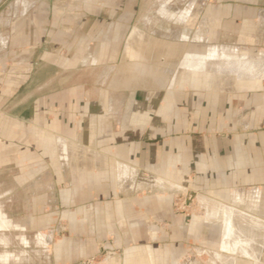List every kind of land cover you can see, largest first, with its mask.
I'll list each match as a JSON object with an SVG mask.
<instances>
[{"label": "crops", "instance_id": "crops-1", "mask_svg": "<svg viewBox=\"0 0 264 264\" xmlns=\"http://www.w3.org/2000/svg\"><path fill=\"white\" fill-rule=\"evenodd\" d=\"M224 11L227 21L224 31L236 40L218 42L217 25L211 22L208 39L199 30L193 38L183 32L188 35L185 42L194 40L197 35L200 41L202 36L209 50L202 58L194 49L192 53L186 52L188 56L184 58L188 59L181 61L177 80L184 78L186 68L195 73L206 63L223 56L232 59L229 68L239 65L233 72L224 74V85L210 83L203 89L193 86L182 91L191 96V106L177 104L175 115L159 118L152 115V104L147 99L138 121L137 111L129 104L127 111L132 121L121 123L118 118V125H110L107 132L104 126L99 127L95 135L84 137L81 142L67 135L68 123L64 120L59 133L48 131V143L53 145L52 150L48 147L49 151H45V147L41 149L40 141H33L34 137L32 141L25 140L12 130L0 137V165L8 166L2 171L8 173L12 169L10 165L23 170L26 160L32 161L27 163L29 180L23 178V172L14 176L18 187L32 191L28 206L37 213L21 221L1 209L23 226L18 228L21 230L30 222L35 224L47 219L48 228L46 231L38 228L37 239L39 242L43 239L44 244L50 246V264H86V258L95 255L103 256L97 264H180L184 249L167 243L154 244L157 240L188 239L197 233L194 225L201 222L200 216L175 211L171 196L163 187L158 190L162 193L153 192L151 175L157 171L154 167L159 165L164 174L169 175L173 148L181 157L180 164H171L173 168L176 166L179 170L182 165V176L192 172L196 186L204 180L210 181L205 190L210 195H202L201 200L213 199L211 193L241 187L240 206L233 202L227 204L223 222L224 247L233 249L228 247V237L239 228L237 240L243 243L242 252L238 255L228 249L216 251L210 264H218L216 256H223L226 264H264V0L226 3ZM148 36L137 43V47L163 49L168 46L151 36L152 41H148ZM121 76L123 74L115 76L114 82ZM145 95L148 96L147 91ZM205 129L208 135L203 133ZM214 129H226V133L218 134ZM33 144H37L38 149ZM65 144L70 146L69 151L65 150ZM155 147H160L161 151H154ZM1 189L7 197L2 202L10 206L9 203L17 199L10 195L14 188L1 183ZM208 207L207 217L216 218L217 206L208 203ZM59 208H64L63 212L57 211ZM164 223L169 226L163 228ZM58 224H84L88 230L86 237L76 242L79 238L73 234L65 247L58 248ZM99 225L110 229L107 237L114 240V244L108 241L105 248L98 246L99 240L105 238L101 232L97 233ZM2 234L0 240L5 243L10 237ZM18 236L22 240L24 234ZM53 240L54 247H51ZM11 256L18 258V254L8 250L1 253L3 261Z\"/></svg>", "mask_w": 264, "mask_h": 264}, {"label": "rangeland", "instance_id": "rangeland-1", "mask_svg": "<svg viewBox=\"0 0 264 264\" xmlns=\"http://www.w3.org/2000/svg\"><path fill=\"white\" fill-rule=\"evenodd\" d=\"M242 1L246 0H1L0 137L12 130L25 140L32 141L34 137L33 141H40L41 149L45 147V151H49L48 147L51 146L52 150L53 145L48 143V131L59 133L64 120L68 123L67 135L81 142L84 137L95 135L99 127L102 129L104 126L107 132L110 125H118V118L121 123L132 121L127 111L129 104L137 111L138 121L147 99L152 104L154 117L175 115L177 104H192L191 96L182 94V91H188L193 86L203 89L210 83L224 85V74L233 72L239 65L232 64L233 69L229 68L232 59L223 56L206 63L195 73L192 72L195 70L185 67L184 78L177 80L181 61L188 59L184 58L188 56L186 52L192 53L194 49L202 58L209 50L201 35L200 41H197V35L194 40L185 42L188 35L193 38L199 30L208 39V24L211 22L217 25L218 42L231 40L233 36L224 31L227 22L224 6ZM147 35L161 43H168V46L163 49L137 47V43ZM150 36L148 41H152ZM227 62L229 64H225ZM120 74L123 76L114 82V77ZM215 130L218 134L226 133V129ZM203 133L208 135L209 131L205 129ZM33 145L38 149L37 144ZM64 148L69 151L70 146L65 144ZM173 150L169 160L172 172L169 175H165L159 165L154 167L157 171L151 175L153 192L162 193L158 190L163 187L165 193L171 196L175 211L200 216L201 222L194 225L197 237L194 234L182 241L157 240L154 244L163 246L167 243L184 249V255L179 257L180 264H191L193 260H198L196 264H210V258L215 257L213 253L228 249L224 247L225 206L231 202L240 206L241 187L211 193L213 199L201 200L202 195H210L205 191L210 181L204 180L196 186L198 183L194 184L192 172L182 176V165H179V170L171 165L180 164L181 159L176 149ZM154 151L160 152L161 148L155 147ZM29 162L32 161L26 160L23 170L10 165L12 169L8 173L1 170L8 166L0 165V205L3 204L0 207V237L2 233L10 237L5 243L0 240V264H50V246L47 247L43 239H40L41 242L37 239L38 228L43 231L48 228L47 219L35 224L30 222L25 230H21L18 228L23 226L4 212L21 221L36 216L37 210L28 206L31 200L27 201L31 199L32 191L18 187L15 181L16 173L21 172L26 181L30 179ZM1 183L14 188L10 195L17 199L10 202V206L2 202L7 197ZM208 203L217 206L216 218L207 217L211 207ZM63 210L57 209L60 213ZM161 226L166 228L169 225L164 223ZM97 227V233L105 236L99 240L98 246L105 248L108 241L114 244V240L107 237L110 229L106 225ZM58 228V248L65 247L73 234L79 238L76 242H80L88 231L84 224H58ZM235 231L228 237V247H233L228 250L239 255L243 243L237 240V236H240L241 230L235 228ZM20 233L24 234L22 240L18 238ZM54 243L55 240L51 247ZM5 250L18 254V258L11 256L3 261L1 253ZM222 257L216 256L218 264H226ZM102 258V255L90 256L86 258V264H97Z\"/></svg>", "mask_w": 264, "mask_h": 264}, {"label": "bare ground", "instance_id": "bare-ground-1", "mask_svg": "<svg viewBox=\"0 0 264 264\" xmlns=\"http://www.w3.org/2000/svg\"><path fill=\"white\" fill-rule=\"evenodd\" d=\"M227 210H228V209H227ZM232 210H235V209H232ZM232 210H231V211H232ZM239 211H240V210H239ZM235 212H236V211H235ZM250 216H251V215H250Z\"/></svg>", "mask_w": 264, "mask_h": 264}]
</instances>
